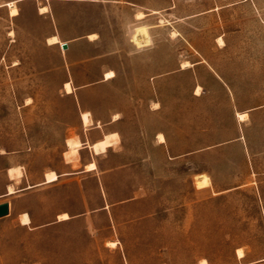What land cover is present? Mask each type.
<instances>
[{
	"label": "rangeland",
	"instance_id": "1",
	"mask_svg": "<svg viewBox=\"0 0 264 264\" xmlns=\"http://www.w3.org/2000/svg\"><path fill=\"white\" fill-rule=\"evenodd\" d=\"M0 201V264H264V0H0Z\"/></svg>",
	"mask_w": 264,
	"mask_h": 264
},
{
	"label": "bare ground",
	"instance_id": "2",
	"mask_svg": "<svg viewBox=\"0 0 264 264\" xmlns=\"http://www.w3.org/2000/svg\"><path fill=\"white\" fill-rule=\"evenodd\" d=\"M15 4H16L15 1H11V2L6 3V5H9L11 7V14L12 15H18L19 14L18 8L15 6ZM40 11L42 13H45L48 11V7L46 5L41 6ZM93 35L94 34H91V36H93ZM95 36H96V33H95ZM49 41H50V43L55 44V43L59 42V39L56 36H51L49 38ZM189 65L190 64L188 62H185V64H183V68H185L186 66H189ZM114 74L115 73L113 71H108L105 73L104 76L106 79H111L114 77ZM65 87L67 89V92H72L73 89H72L71 82H66ZM199 90H201L200 86L197 87V91H199ZM246 115H247L246 113H240V116L242 118L245 117ZM82 120H83L85 125H90L92 123L91 113L90 112H83L82 113ZM112 137H113V135L112 136L107 135L103 140L95 142L93 145L94 152L97 154L105 152L106 148L112 144ZM159 137H160V140H162V141L165 138L162 134H160ZM67 145H68V150L65 151L64 156H66L68 159L73 160V161L78 160L80 157L79 151H80V148L82 147V142H81L80 138L79 137L68 138L67 139ZM95 167H96V163L94 161L90 162L89 164L86 165L87 170H92ZM8 170L12 176L18 177L21 173L19 168H16V167H10ZM57 179H58V175L55 171H50L46 174V182H53ZM14 192H15V189H14L13 185L10 184L8 186V194H13ZM20 218H21L22 224H24V225H28L31 223V219L27 213H22L20 215ZM69 218H70V215L66 212L59 215V220H66ZM111 244H115V242H111ZM238 253L240 256H243L241 249L238 250ZM202 262L204 264L207 263L206 260H203Z\"/></svg>",
	"mask_w": 264,
	"mask_h": 264
},
{
	"label": "crops",
	"instance_id": "3",
	"mask_svg": "<svg viewBox=\"0 0 264 264\" xmlns=\"http://www.w3.org/2000/svg\"><path fill=\"white\" fill-rule=\"evenodd\" d=\"M94 1H98V0H93V2ZM125 3H128V4H130L131 2H125ZM98 38V37H97ZM97 38H95V39H97ZM68 44V43H67ZM68 48H69V44H68ZM67 48V49H68ZM102 54H100V53H97L96 54V57H100ZM110 71H112V70H110ZM106 72H108V71H106ZM106 72H103V73H101L98 77H97V79H98V83H101V82H104V81H107V80H109V79H106L105 78V73ZM115 76V75H114ZM114 78V77H113ZM113 78H111V79H113ZM91 113V112H90ZM81 114H82V112H81ZM91 117H92V120H93V116H92V113H91ZM121 119V115L119 114V113H110V117L108 118V119H102V118H100V120L98 119V120H96L97 121V123H98V127H100V129L102 130V131H104V128H106L107 126H110V125H112V124H115V122H117V121H119ZM83 123V122H82ZM94 122L92 121V124H93ZM91 124V125H92ZM91 125H89V126H91ZM85 126V125H84ZM86 127H88V126H85V128ZM85 130H88V129H85ZM106 130V129H105ZM107 132H109V133H105L101 138H93V139H91L90 140V138L88 137V135H87V137H86V140H84L81 136H78L79 138H80V140H81V142H82V147L80 148V153L82 152V151H84V152H89V154H90V158H87L85 161H83L82 162V170H81V172L83 173H85V172H92V171H95V170H97V167H96V169H94V170H92V171H87L86 170V165L87 164H89L90 162H92V161H94L95 163H96V166H97V162H96V160H95V156L94 155H100V154H103V153H106L107 151H109L108 149H110V148H112L113 146H115L118 142H120V139H119V141L118 142H116V144L115 143H112L110 146H108L107 148H106V151L105 152H102V153H99V154H97V153H95L94 152V147H93V145H94V143L95 142H98V141H100V140H103L107 135H110V136H112V135H115V134H118L119 132L116 130V128L115 129H110V130H108ZM159 135L160 134H157L156 135V137H157V144L158 145H163V144H166V137L164 138V140L162 141V140H160L159 139ZM189 153H192V152H189ZM188 154V152H186V151H184V152H180V153H178V154H171L170 153V150H169V157L171 158V159H173V160H175V159H180L181 157H183V156H186ZM82 159H81V154H80V157H79V159L77 160V161H74V162H67L66 160H65V164L67 165V169L65 170V171H63V172H57V171H55V170H51V171H55L56 173H57V175H58V179L56 180V181H54V182H51V183H46L45 181H46V174H47V172H45L44 173V175H43V181L40 183V184H37V186H39V185H44V184H55V182H57L58 180H59V178H61L62 176H67V175H72V174H74L75 172H73V169H75V163L76 162H80ZM80 173V172H79ZM31 187H33V186H30L29 188H31ZM28 188V187H27ZM41 188H38L37 190H40ZM7 195H8V186H7ZM1 203H4V201H0V204ZM10 203V202H9ZM10 208H11V204H10ZM21 215V214H20ZM32 223V222H31ZM30 223V224H31ZM30 224H28V226L30 225ZM42 225H40L39 227H41ZM38 227V226H37Z\"/></svg>",
	"mask_w": 264,
	"mask_h": 264
},
{
	"label": "water",
	"instance_id": "4",
	"mask_svg": "<svg viewBox=\"0 0 264 264\" xmlns=\"http://www.w3.org/2000/svg\"><path fill=\"white\" fill-rule=\"evenodd\" d=\"M62 48L67 49L68 44L67 43H62ZM30 186H28L29 188ZM10 213V203L9 202H4L0 204V218L8 215Z\"/></svg>",
	"mask_w": 264,
	"mask_h": 264
},
{
	"label": "trees",
	"instance_id": "5",
	"mask_svg": "<svg viewBox=\"0 0 264 264\" xmlns=\"http://www.w3.org/2000/svg\"><path fill=\"white\" fill-rule=\"evenodd\" d=\"M209 260V259H208Z\"/></svg>",
	"mask_w": 264,
	"mask_h": 264
}]
</instances>
